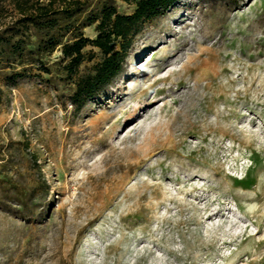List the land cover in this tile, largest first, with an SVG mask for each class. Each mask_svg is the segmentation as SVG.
<instances>
[{
	"label": "rangeland",
	"instance_id": "obj_1",
	"mask_svg": "<svg viewBox=\"0 0 264 264\" xmlns=\"http://www.w3.org/2000/svg\"><path fill=\"white\" fill-rule=\"evenodd\" d=\"M82 1L61 24L91 38V11L135 8ZM14 2L0 0V31L19 16ZM85 52L75 75L60 46L30 64L0 57V264H264V0L176 1L77 106L78 78L102 59ZM196 64L212 67L210 88L196 84ZM144 98L157 101L126 120ZM188 107L197 124L184 135L175 129ZM110 178L123 182L104 207H86Z\"/></svg>",
	"mask_w": 264,
	"mask_h": 264
},
{
	"label": "trees",
	"instance_id": "obj_2",
	"mask_svg": "<svg viewBox=\"0 0 264 264\" xmlns=\"http://www.w3.org/2000/svg\"><path fill=\"white\" fill-rule=\"evenodd\" d=\"M125 1L135 4L131 13H121L107 2L89 13L88 23L96 24V36L91 38L73 22L61 24L62 18L72 21L80 15L87 7L86 1L63 0L57 4V0H15L19 16L0 31L1 60L30 64L41 61L43 55L60 46L68 73L75 75L85 61V48H97L102 59L93 73L78 78L72 96L73 104L81 106L122 71L134 38L144 24L164 15L178 0ZM25 71L26 67L13 75L23 76Z\"/></svg>",
	"mask_w": 264,
	"mask_h": 264
},
{
	"label": "bare ground",
	"instance_id": "obj_3",
	"mask_svg": "<svg viewBox=\"0 0 264 264\" xmlns=\"http://www.w3.org/2000/svg\"><path fill=\"white\" fill-rule=\"evenodd\" d=\"M200 63V62H199ZM183 68L185 70H192L191 67L187 66L186 64L183 66ZM195 69L199 70L201 72L200 76L196 78V84L197 85H200V82L201 80H206V85H205V88H210V82L215 78V75L213 73V70H212V67L209 65V64H196V67ZM225 70V69H223ZM135 72V71H134ZM134 72H132V74H135ZM171 76V74L165 76V77H161L159 80L160 81H163L165 82L169 77ZM155 83V82H154ZM154 83H152L149 87L141 90V94H144L145 92H148L150 90L151 87H153ZM163 90V89H162ZM161 89L157 90V92L159 91H162ZM183 94V93H182ZM156 98V97H155ZM153 98L152 100H147L146 98H144L142 101H140V104L133 107V109H131V111L129 112L128 114V117L126 120H129V121H132V120H136L137 117L140 115V112L138 113V110L141 109V111L143 112H147L148 108H150V106H152L156 101L157 99ZM192 107H188V111L186 112H183L184 114V120L182 122V126H179L177 127L175 130L176 131H180L182 134H184V132H187V130H189L190 128L192 127H195L196 126V121L194 122L192 119H191V111H193V109H191ZM195 111V110H194ZM193 111V112H194ZM182 113V111H181ZM148 117L149 118H152V115H153V112H149L148 113ZM193 116V115H192ZM111 118V116H107L103 121L102 123L105 124L108 119ZM181 117L179 116V113L176 115L175 117V122L177 120H181L180 119ZM178 123V122H177ZM147 127V126H146ZM167 128V127H166ZM171 128V127H170ZM173 128V127H172ZM101 129V128H100ZM146 130V129H145ZM174 128L171 130V134L169 136L166 137L165 141L164 142H167L170 146H174L175 142H174V138H173V131H175ZM191 130V129H190ZM193 130V129H192ZM96 132V131H95ZM191 133V131H190ZM185 135V134H184ZM96 139H99V138H96ZM96 143V142H95ZM114 153V152H113ZM110 156H113L112 153L110 154ZM105 162V161H104ZM71 164V163H70ZM69 164V166H70ZM72 165V164H71ZM116 166V165H115ZM73 168V167H72ZM112 170V168H110ZM114 170H115V167H114ZM125 176V175H124ZM192 177V176H191ZM190 177V178H191ZM111 179V178H110ZM108 179L110 183H107L106 184V188L104 190H100L98 191V189H101L103 188L102 187V184H96V186L94 187L96 189V191L94 193H91V199H90V202L88 204V206L86 207H90V209L92 211H96V210H100L104 207V202H103V197L106 196V195H109L111 192H113V190H115L117 188L118 185L122 184L123 180L121 181H116V179ZM101 181V180H100ZM107 182V181H106ZM119 187V186H118ZM117 192V191H116ZM90 197V196H89ZM175 198V197H173ZM221 212V209L215 211V212H211L209 214V217H212L213 215L215 214H218ZM222 214V213H221ZM231 225H236L238 223H240V221H230Z\"/></svg>",
	"mask_w": 264,
	"mask_h": 264
}]
</instances>
